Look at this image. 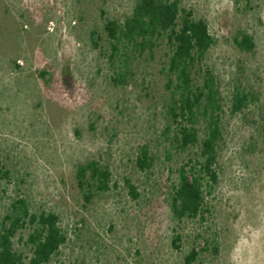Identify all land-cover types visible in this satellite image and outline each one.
Masks as SVG:
<instances>
[{"label":"rangeland","instance_id":"rangeland-1","mask_svg":"<svg viewBox=\"0 0 264 264\" xmlns=\"http://www.w3.org/2000/svg\"><path fill=\"white\" fill-rule=\"evenodd\" d=\"M136 2L0 0V221L18 197L33 212L57 213L67 242L51 264H185L193 244H203L199 223L178 224L169 207L176 168L189 154L176 150L175 126L165 131L169 92L159 57L135 60L128 83L118 85L102 55L106 19L124 20ZM180 2L216 40L206 64L223 111L204 234L218 237L220 252L197 264H264V0ZM93 28L102 51L90 43ZM240 32L252 36L254 52L236 47ZM237 87L254 101L232 115ZM142 148L155 159L151 172L136 165ZM93 159L109 167L113 187L85 204L75 171ZM15 247L28 253L18 238Z\"/></svg>","mask_w":264,"mask_h":264},{"label":"trees","instance_id":"trees-1","mask_svg":"<svg viewBox=\"0 0 264 264\" xmlns=\"http://www.w3.org/2000/svg\"><path fill=\"white\" fill-rule=\"evenodd\" d=\"M103 31L108 48L102 55L113 71L115 84L128 83L135 60L159 57L160 73L169 92V121L165 131L169 134L175 126L176 150L189 154L176 168L177 179L171 186L169 200L171 215L178 224L192 221L199 223L203 230L198 234L203 244H193L184 261L185 264L200 263L206 252L217 256L220 252L218 237L204 238L210 213L207 198L219 183V149L223 139V111L217 82L206 64V57L216 44L207 22L196 17L192 9L182 7L180 0H137L124 20L106 19ZM89 39L94 49L102 51L98 28L90 30ZM234 42L240 51H255L252 36L245 32H240ZM253 101L251 93L237 87L231 98V114L243 113ZM201 118L204 129L200 127ZM154 162L150 151L142 148L136 158L140 171L151 172ZM2 173L6 176L8 172ZM75 177L85 204L113 187L112 172L99 160L79 164ZM125 184L134 199L140 197L130 180L126 179ZM16 238L28 253L16 249ZM181 239L178 233L173 237L176 249L180 248ZM66 242L67 235L57 213L33 212L29 202L18 197L0 221V264H51Z\"/></svg>","mask_w":264,"mask_h":264}]
</instances>
